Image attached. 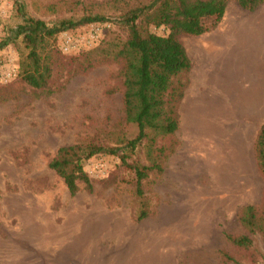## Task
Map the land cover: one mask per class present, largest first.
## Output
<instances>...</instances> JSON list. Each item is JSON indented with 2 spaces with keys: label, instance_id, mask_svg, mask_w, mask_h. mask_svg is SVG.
Masks as SVG:
<instances>
[{
  "label": "rangeland",
  "instance_id": "1",
  "mask_svg": "<svg viewBox=\"0 0 264 264\" xmlns=\"http://www.w3.org/2000/svg\"><path fill=\"white\" fill-rule=\"evenodd\" d=\"M147 1L18 0L26 16L49 26L105 17L50 41L43 90L18 76L27 53L13 40L21 18L14 0H0V42L8 43L0 49V264H264L259 232L246 249L227 239L245 233L242 207L260 215L264 203L253 158L264 123V3L248 11L231 2L213 29L179 36L192 66L177 78L184 83L177 130L125 157L141 166L161 160V171L142 181V198L134 171L115 155L84 161L90 191L79 182L71 194L49 168L62 145L119 147L135 137L122 109L123 62L101 50L126 39L122 13ZM141 210L147 216L138 221Z\"/></svg>",
  "mask_w": 264,
  "mask_h": 264
},
{
  "label": "trees",
  "instance_id": "2",
  "mask_svg": "<svg viewBox=\"0 0 264 264\" xmlns=\"http://www.w3.org/2000/svg\"><path fill=\"white\" fill-rule=\"evenodd\" d=\"M231 2L242 10L252 11L264 0H148L145 5L139 4L122 13L126 39L120 43H108L101 53L106 58L123 62L122 109L126 120L136 125L137 133L119 147L90 143L60 146L49 161V168L62 178L71 194L79 190V182L89 191L92 188L84 161L98 154H110L117 156L120 162L134 171L135 193L138 198L143 197L141 183L150 170L161 171V160L151 158L150 165L141 166L137 162H125V157L143 143L154 144L158 137L171 135L177 130V106L184 95V83L177 78L181 73L189 72L192 66L179 36L200 35L213 29ZM14 5L21 23L15 30L13 40L21 38V43L27 49L26 55L19 61L18 76L36 89L45 90L50 82V41H55L58 33L105 21L101 15H84L77 20L60 19L49 26L44 20L26 16L23 4L18 0H14ZM151 26H162L167 32L156 34L150 30ZM6 44V41L0 42V49ZM163 150L160 149L161 152ZM253 151L257 167L264 175V123L257 130ZM261 208L258 215L253 205L242 207L238 222L245 233L239 236L227 234L228 241L235 248H249L255 232L264 238V203ZM146 216V212L141 210L137 220L141 221ZM223 257L232 259L226 254Z\"/></svg>",
  "mask_w": 264,
  "mask_h": 264
},
{
  "label": "crops",
  "instance_id": "3",
  "mask_svg": "<svg viewBox=\"0 0 264 264\" xmlns=\"http://www.w3.org/2000/svg\"><path fill=\"white\" fill-rule=\"evenodd\" d=\"M256 36H257V39L256 40L258 41L260 37H259V35H256Z\"/></svg>",
  "mask_w": 264,
  "mask_h": 264
}]
</instances>
